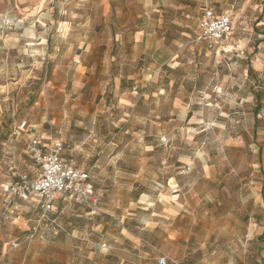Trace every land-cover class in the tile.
<instances>
[{"label":"rangeland","instance_id":"1","mask_svg":"<svg viewBox=\"0 0 264 264\" xmlns=\"http://www.w3.org/2000/svg\"><path fill=\"white\" fill-rule=\"evenodd\" d=\"M204 1L0 0V187L33 177L31 129L98 197L30 241L0 205V264H264V0H206L233 12L219 53Z\"/></svg>","mask_w":264,"mask_h":264},{"label":"built area","instance_id":"2","mask_svg":"<svg viewBox=\"0 0 264 264\" xmlns=\"http://www.w3.org/2000/svg\"><path fill=\"white\" fill-rule=\"evenodd\" d=\"M204 5L194 40L210 42L217 51L226 52L233 31V12L230 10L216 14L206 0ZM25 126L26 123H23L22 127ZM28 130L31 132L28 149L35 165L34 175L32 178L22 175L17 182L0 190V194L7 195L10 199L28 201L30 197L33 198L36 217L32 230L24 237L26 241L36 236L42 224L57 225V218L52 216V212L54 203L59 198L67 203L82 205L90 213L96 212L98 207L90 171L76 168L72 160L63 155L64 147L60 141L42 144L40 138L31 129ZM18 245V242H13L11 247L16 248ZM168 261L165 255H161L157 264H168ZM173 264L176 262L173 261Z\"/></svg>","mask_w":264,"mask_h":264},{"label":"crops","instance_id":"3","mask_svg":"<svg viewBox=\"0 0 264 264\" xmlns=\"http://www.w3.org/2000/svg\"><path fill=\"white\" fill-rule=\"evenodd\" d=\"M204 2L202 3V5H201V7H200V13H199V16H198V18H197V22H196V26H195V30H194V38H195V35H196V32H197V26H198V22H199V20L202 18V12H203V9H204ZM210 7V6H209ZM216 14H220V13H224V12H226V11H223V12H219V11H217V10H215L214 8H212V7H210ZM233 34H234V20H233V31H232V34H231V37H230V39H229V41H231L233 38ZM137 41L136 42H138V41H140V42H143V40H144V31L143 30H140V31H138L137 32ZM196 42V41H195ZM196 43H198V44H200V45H203L204 47H205V49L208 51V52H213V51H215L216 53H219V51H217L216 50V47H215V45L214 44H212V43H210V42H196ZM229 43V42H228ZM228 47H229V45H228ZM260 63V61L258 60L256 63H255V65L257 66V64H259ZM259 68V67H258ZM258 70V69H257ZM35 134V133H34ZM36 135V134H35ZM38 136V135H37ZM39 137V136H38ZM40 138V137H39ZM30 139H31V137L29 138V141H28V148H29V143H30ZM40 141H41V143L42 144H48L49 143V141L48 140H46V139H44L43 137H41L40 138ZM29 150V149H28ZM63 155H64V153H63ZM31 158V157H30ZM75 166V165H74ZM76 168H78V169H81V168H79V167H77V166H75ZM82 170H85V169H82ZM90 175H91V173H90ZM92 176V175H91ZM18 180V179H17ZM17 180L16 181H12V182H8V183H4L1 187H0V190H3V189H6L7 187H8V185L9 184H12V183H15V182H17ZM92 185H93V182H92ZM93 187H94V185H93ZM94 190H95V188H94ZM95 192H96V190H95ZM13 200L14 199H10L7 195H2V194H0V205H2L3 207H2V213H1V216H3V217H10L11 218V220H12V224H14V226L16 227V228H18V229H20V230H24V235H26L27 233H29L31 230H32V228H33V220L35 219V217H36V211H35V209H34V203H33V198L32 197H30V199L28 200V201H23V202H26V203H28L29 204V206L28 207H25V208H23V207H19L18 205L17 206H14V205H10L12 202H13ZM59 201L60 202H62V203H64L65 202V200L64 199H62V198H59V199H57L56 201H55V203H54V207H53V212H52V214L54 213V212H56L57 211V207H58V203H59ZM35 213V214H34ZM95 213V212H94ZM94 213H90V214H94ZM53 216V215H52ZM48 227V224H42V226L40 227V231H38V233L36 234V236L35 237H38V238H42V236H43V229H45V228H47ZM0 238H1V236H0ZM167 238L168 239H170V240H175V238H173L172 237V235H170V234H168V236H167ZM13 242H18L17 240H15V241H13ZM12 242V243H13ZM11 243V244H12ZM19 243V242H18ZM18 247V246H17ZM16 247V248H17ZM10 248L11 249H15V248H12L11 247V245H10ZM89 254H91V255H89V256H92V254H93V252H90ZM73 255H75V256H79V253H78V251L76 252V253H73ZM167 258H168V264H169V262L171 263V264H173V261H175V260H173V259H170L167 255H165ZM186 256V254H184L183 255V257H185ZM179 260L181 259V258H178ZM189 259H188V257L185 259V263L184 264H188L189 262ZM176 262V264H178V262L177 261H175ZM37 264H39V263H37ZM92 264H95V262L94 263H92ZM97 264V263H96ZM119 264H124V263H119ZM135 264H157V258L155 257L154 258V262H147V263H144V262H141L140 260H137L136 262H135ZM190 264H193L192 263V261H191V263Z\"/></svg>","mask_w":264,"mask_h":264}]
</instances>
